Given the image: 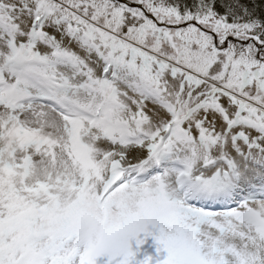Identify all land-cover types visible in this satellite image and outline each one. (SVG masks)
Masks as SVG:
<instances>
[{"label":"snow or ice","instance_id":"1","mask_svg":"<svg viewBox=\"0 0 264 264\" xmlns=\"http://www.w3.org/2000/svg\"><path fill=\"white\" fill-rule=\"evenodd\" d=\"M0 264H264V0H0Z\"/></svg>","mask_w":264,"mask_h":264}]
</instances>
